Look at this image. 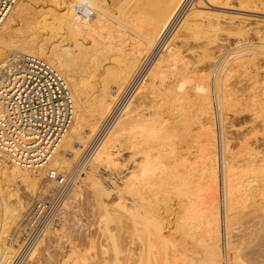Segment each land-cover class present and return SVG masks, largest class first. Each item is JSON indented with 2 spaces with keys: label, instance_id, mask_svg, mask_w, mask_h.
Wrapping results in <instances>:
<instances>
[{
  "label": "bare ground",
  "instance_id": "1",
  "mask_svg": "<svg viewBox=\"0 0 264 264\" xmlns=\"http://www.w3.org/2000/svg\"><path fill=\"white\" fill-rule=\"evenodd\" d=\"M24 1L19 0L16 3L0 28V60L6 56L7 51H11L7 45L16 48L12 49L13 51L23 52L13 53L8 58L24 53L31 57L46 58L60 69H57L59 72L64 73L60 72L66 76L65 79L80 102L72 130L63 136L46 164L32 168L0 155V176L11 181V184L6 185L11 194L10 199L12 196L17 198V201L5 198L9 205L5 206L10 210L9 201L13 200L11 204L14 206L16 202V209L20 207V210H23L18 225L23 223L35 200L43 196L53 199L58 195L65 183L63 181L61 186L62 181L58 176L66 178L67 175L62 169L71 170L72 155L81 154L87 142L96 132L98 134L105 120L113 118V123L109 124L111 126L109 130L106 129V135L97 143L98 146L90 160L87 163L83 161L85 164L80 169L77 182L72 183L73 186H69L70 190H67L58 219L52 224L49 235L35 248L29 261L35 259V262L41 264H58L60 257L58 255L55 258L57 247L55 249L52 243L54 240L55 245L65 246L68 243L70 246L69 249H64L65 258L60 264H65V259L70 255L75 257L74 264H264V86L259 88L250 82L258 89L247 93L250 85L245 86L240 95L238 91V96L235 89L239 84L235 83L238 87L233 84L234 87L230 88V79L236 78L233 75L250 63L257 65L256 60L259 59L253 56L245 57L247 49L239 50L236 54L238 56L233 59L236 62L231 64L222 85L219 82L216 85V107L208 72L212 67L206 66L215 65L214 59L223 53L222 48L226 46L221 47L222 44L216 41L220 45L212 52L206 47L208 44H191L192 39L198 42L197 37L201 38L202 33L212 25L217 26V29H222L224 24L233 28L235 26L234 19L229 22L227 17L225 19V16H222L221 19L225 22L219 21L217 17L220 19V15L215 17L214 13L212 15L207 12L209 5H222L224 8V5L228 7L233 3V7H230L233 10L242 8L246 9V12L260 11L264 10V0H192L188 10H185V15L181 13L183 17H180L181 20L177 24L175 21L178 12L187 0H134L136 6L134 5L126 17L121 16L122 11L118 13L119 11L112 10L106 0H59L60 7L56 16L73 43L70 45L62 44L64 40L54 41L50 51L44 43L40 44L37 35L34 38H29L26 34V37H20L19 30L12 24L17 21L15 17L27 19L25 17L32 16L29 15L32 13L29 7L31 4ZM130 1L133 0H113V4L122 7L125 3L127 6ZM55 4L56 2L53 5ZM227 7L225 9H228ZM81 12H87V19L82 18ZM111 12L114 15L112 22L106 20ZM174 23L176 26L173 28L175 30L171 39L164 38L168 40L166 55L154 62L155 65L139 86L137 78L142 72L144 59L158 51L159 42L165 41L160 40ZM225 29L224 31L227 30ZM245 34L241 36L244 37ZM72 44L75 47H72ZM249 50L247 52H250ZM191 61L192 64L196 61L198 66V62H202L200 70L196 64L191 68ZM195 69H198L200 74ZM110 77L114 79L113 84L109 83ZM86 78L92 79H89L92 85L87 82L88 89L91 88V94L93 93L90 96L85 94ZM248 81L246 80V83ZM136 84L138 87L135 88L133 100L130 103L126 101L129 104L125 107L120 104L124 109L116 108L121 97ZM240 86L243 87L242 84ZM231 89H234V95ZM189 102L195 106L193 110L198 125L188 129L191 145L188 146L187 156L180 161L164 160V155L158 150L160 148H156L157 152L153 148L168 140L170 130L178 131L180 121L186 123L188 118L186 121L171 120V123L167 120L172 110ZM231 107H239V110L244 108L246 111L249 109L254 115L253 120L250 118V125L254 122L249 126L250 129H241L245 133L241 137L243 140L236 139L238 143H234L236 147L240 145L241 149L237 152L233 151V141L230 142L227 130L225 131L227 121L223 124L224 131L222 125L220 126L218 142L215 127L213 128V120L216 117L212 115L217 112L220 119L221 111L226 118V111L230 113ZM241 112L239 116L243 114ZM164 113L168 114V118ZM243 126L241 128L246 127ZM238 127L233 130L238 131ZM125 149L129 151L124 156L122 152ZM221 167L224 191L221 189L219 194L220 187L222 188L219 171ZM206 188H209L210 192H207L214 206L212 209L208 208L209 213L203 209L206 205ZM83 190L87 192L86 195H83ZM81 195L86 198L81 199ZM222 198L224 207L221 205ZM168 200L173 203L175 201L177 208L179 207L175 210L176 213L174 212V219L168 218L170 208H163L162 211L160 207L162 202L167 203ZM220 208L224 211H220ZM6 222L4 221L3 230L0 231V241L6 240L7 237ZM78 231L82 236L79 241L76 240L80 237L78 235V238L74 239V232L78 234ZM74 234L75 242L82 240L83 247L80 248V243L76 245L71 240ZM64 235L69 241L68 238L66 240L62 237ZM96 238H100V241L97 242ZM62 240L65 244L60 242ZM96 242L101 246H98L100 251L97 253ZM5 251L8 252L0 248V253H6ZM42 258L44 262H40ZM70 258L67 261H72ZM31 261L28 264H31Z\"/></svg>",
  "mask_w": 264,
  "mask_h": 264
},
{
  "label": "rangeland",
  "instance_id": "2",
  "mask_svg": "<svg viewBox=\"0 0 264 264\" xmlns=\"http://www.w3.org/2000/svg\"><path fill=\"white\" fill-rule=\"evenodd\" d=\"M50 1V0H49ZM56 2V4L58 3V1L59 0H51L50 2H48L47 0H32L31 2H28V0H25L24 2L25 3H30L31 5L29 6L30 7V12L32 11V13L31 14H29V15H32V16H30V17H25V18H27V19H24V17H21V18H19V16L18 17H15V18H17V19H15V20H17V21H14L12 24L13 25H15V28H17V30H19V34L18 33H16V34H18L20 37H26V35H27V37H29V38H34V37H36V35H37V37H38V40L40 41V44L41 43H44L45 45H46V48H47V50H51L52 48V45H54L55 44V42L54 41H63L64 43H62V44H65V43H67V44H70L71 45V42L73 41L72 39V41L71 40H69L70 39V37H69V34L67 33V31L62 27V25H61V23H60V21H59V19L57 18V16H56V14H58L57 12H58V8L60 7V6H58L59 5V3L57 4V7H56V4L55 5H53L55 2ZM108 1H109V3H108ZM106 0L105 2L107 3V5L109 4V6H110V8L112 9V10H114V11H119L118 13H120L121 11V16L122 17H126L129 13H130V11L133 9V7H135L136 5H135V1L133 0V1H130V3H128L127 2V6L124 4L122 7H123V10H122V7L121 6H116V5H114L113 4V0ZM110 1H112V3L110 2ZM125 1H127V0H125ZM129 1V0H128ZM189 1H191L190 3H189ZM193 1L192 0H187V1H185V3L183 4V7H181V9L179 10V12H178V17L176 18L177 19V21H175V23L177 24L180 20H181V18L185 15V12L188 10V8H189V6L191 5V3H192ZM24 3V4H25ZM52 4V5H50V4ZM122 4H123V1L121 2ZM121 4V5H122ZM233 3H230V6L228 5V7L227 6H225L224 5V8H222L223 6L222 5H218V7H213V6H210L209 4V7H208V9H206V11L207 12H211L210 14H212V13H214V14H212V15H214L215 17H217V16H219L220 15V19H219V17H217V19L220 21V20H222L221 19V17L222 16H225V19H226V17H227V19L229 20V22H230V19H234L235 20V22L236 23H238V24H236L235 23V26L236 27H238V28H235V26H234V28L232 27V26H228V25H226V24H224V26H223V28L221 29V28H219L218 27V29H217V26H215L216 27V29H214L215 27H213L214 25H212L211 27H213V29L211 28V27H208V29L205 31L206 33H207V35H206V33L204 32V33H202V35H201V38H200V36H198L197 38H199V40H198V42L197 41H194V39H192L191 40V44L192 45H195V46H197L199 43L201 44V46L203 45L204 46V44L206 45V44H210V42H211V44L208 46V45H206V47L207 48H209L210 49V51L212 50V52L214 51H216L218 48L216 47V46H218V45H220L219 43H221L222 44V46L221 47H224V46H226V47H224V48H222V52L223 53H221V55H219L218 57L216 56V58L217 59H214V61H215V65H208L207 64V68L209 67V66H211L212 68H210V70L208 69V72H209V75H210V82H211V86H213L212 87V90L213 89H215L216 88V85L218 84V82L222 85V83H223V81H224V79H225V75L227 74V72H228V69L230 68V66H232L235 62H236V60H233V59H235V57H237L238 55H236V54H238L240 51L239 50H246V56L245 57H255V58H257V59H259V60H256L257 61V63L259 64V63H261V64H257V65H255V64H252V63H250V64H248L247 65V67L245 68V69H243V70H240V71H238V72H236L233 76H235L236 78H234V80H233V77L230 79V86H232L233 84H234V86H236V87H238V88H236L235 90H237L236 91V93H237V96H238V93H239V95L242 93V90L245 88V86L247 87V86H251L253 83L255 84V85H258V87L260 88V87H263L264 86V55H262V54H264V10H258V11H251V10H247V12L245 11L246 9H239V10H237V9H231L230 7H233V5H232ZM112 5V6H111ZM118 5H120V4H118ZM135 5V6H134ZM187 5V6H186ZM113 6L115 7V8H113ZM54 7V8H53ZM120 7V8H119ZM125 7H126V9H125ZM225 7H227L228 9H225ZM49 8V9H48ZM218 8V9H217ZM187 9V10H186ZM215 9V10H214ZM183 10H184V12H183ZM186 10V11H185ZM197 10H201V9H197ZM221 10V11H220ZM242 10V11H241ZM36 11V12H35ZM44 11V12H43ZM56 11V12H55ZM223 11V12H222ZM229 11V12H228ZM40 12V13H39ZM35 13V14H34ZM183 14V16H182V14ZM234 13H235V15H234ZM37 14V15H36ZM179 14H180V16H179ZM217 14V15H216ZM34 15V16H33ZM112 17H111V16ZM239 15V16H238ZM110 16V18H108ZM109 16L108 17H106V20H108V21H110V22H112V20H114V18H113V13L111 12V13H109ZM232 16V17H231ZM181 17V18H180ZM234 17V18H233ZM23 18V19H22ZM29 18V19H28ZM178 18H180V19H178ZM214 18V17H213ZM223 18V17H222ZM237 18V19H236ZM21 19V20H20ZM36 20V22H35V20ZM175 19V20H176ZM216 18H214V20H215ZM217 19H216V21H217ZM240 19V21L238 22V20ZM25 20H26V22H25ZM241 20L242 21H244V22H241ZM19 21H21V22H19ZM33 21V22H32ZM223 22H225L224 20H222ZM221 21V22H222ZM227 21V20H226ZM17 22V23H16ZM222 22V23H223ZM241 22V23H240ZM175 23L173 24V25H171L170 27H169V30H167L166 32L167 33H165L164 34V36L162 37V39L160 40V41H162L164 38H166V39H168V40H170L171 39V36L174 34V31L173 30H175V29H173V28H175ZM226 23H228V21L226 22ZM250 23V24H249ZM241 24H244V25H242L241 26ZM238 25H240V26H238ZM251 25V26H250ZM173 26V27H172ZM226 26H228V28L230 29V30H228V28L226 27ZM172 27V28H171ZM232 27V28H231ZM242 27V28H241ZM59 30H58V29ZM61 28H62V30H61ZM224 28H226L225 30L226 31H224ZM172 29V30H171ZM221 31H223V32H221ZM247 31H245V30ZM259 29V30H258ZM43 30V31H42ZM55 30H57V31H55ZM212 30V31H211ZM216 32H215V31ZM218 30V31H217ZM241 30V31H240ZM58 31H60V32H58ZM65 31H66V35H64V33H65ZM220 31V32H219ZM245 31V32H244ZM248 31H250V32H248ZM18 32V31H17ZM25 32V33H24ZM56 32V33H55ZM58 32V33H57ZM209 32V33H208ZM219 32V33H218ZM229 32V33H228ZM244 32V33H243ZM262 32V33H261ZM169 33V34H168ZM216 33V34H215ZM218 33V34H217ZM246 33V34H245ZM23 34V35H22ZM24 34H26L25 36H24ZM57 34V35H56ZM62 36H61V35ZM239 36H238V35ZM242 34H245V36L244 37H242L241 35ZM258 34V35H257ZM260 34V35H259ZM206 35V36H205ZM61 36V37H60ZM203 36V37H202ZM205 36V37H204ZM229 36V37H228ZM56 37V38H55ZM246 37V38H245ZM255 37V38H254ZM47 38V39H46ZM197 38L195 39V40H197ZM166 39H164L165 41H162V42H159V47H158V51H156L155 53H152V54H150L149 56H147L144 60V62H143V67H142V72L139 74V76H138V81H137V84L139 85H141L142 84V82H143V80L145 81V77H147V74L149 73L148 71L153 67V65H155V63H156V61H158V59L159 58H162V56H164V54L166 55V53H167V44H168V40H166ZM201 39V40H200ZM204 39V40H203ZM239 39V40H238ZM245 39H246V41H245ZM48 40V41H47ZM206 40V41H205ZM47 41V42H46ZM70 41V42H69ZM201 41H202V43H201ZM216 41L217 42H219V43H216ZM256 41V42H255ZM50 42V43H49ZM194 42V43H193ZM196 42V43H195ZM243 42V43H242ZM246 42V43H245ZM260 42V43H259ZM51 43H54V44H51ZM73 43V42H72ZM199 44V45H200ZM256 44H258V45H256ZM212 45V46H211ZM263 45V46H262ZM74 46V44H72V47ZM236 46V47H235ZM75 47V46H74ZM160 47H162V49L160 48ZM214 47V48H213ZM215 47H216V50H215ZM219 47V46H218ZM232 47V48H231ZM247 47V48H246ZM250 47V48H249ZM7 48H9V49H11V51L10 52H8L7 51V54H6V56L3 58V59H1L0 60V63L2 62V61H4V60H6L10 55H12L13 53H23L22 51H20V50H17V51H13V50H16V48H11V46L10 45H7ZM245 48V49H244ZM250 50H249V49ZM13 49V50H12ZM71 49V48H70ZM234 50V51H233ZM250 51V52H247V51ZM262 50V51H261ZM237 51V52H236ZM253 51V52H252ZM70 52H72V51H70ZM230 54H229V53ZM263 52V53H262ZM158 53H160L159 55H158ZM250 53V54H249ZM252 53V54H251ZM25 54V53H24ZM258 54V55H257ZM261 54V55H260ZM151 56V57H150ZM258 56V57H257ZM37 57H39V56H37ZM220 57V58H219ZM155 58V59H154ZM263 58V59H262ZM39 59H42V60H45V61H47V62H49L51 65H53L49 60H47L46 58H42V57H39ZM148 59V60H147ZM153 61H152V60ZM230 59V60H229ZM232 59V60H231ZM151 62H150V61ZM155 60V61H154ZM260 60H262V61H260ZM232 61H234V62H232ZM238 61V60H237ZM155 62V63H154ZM194 62V61H193ZM198 62V61H197ZM145 63V64H144ZM147 63V64H146ZM200 63V65H201V63L202 62H198V64ZM220 63V64H219ZM222 63V64H221ZM149 64V65H148ZM196 64V67L198 66L197 65V63H196V61L194 62V64H192V61H191V63L189 64V66L192 68H194L195 66H193V65H195ZM232 64V65H231ZM200 65L197 67L199 70H200ZM222 65V66H221ZM254 65V66H253ZM55 68L57 67L56 65H53ZM202 66V65H201ZM148 69H147V68ZM145 68V69H144ZM207 68H206V70H207ZM250 68H251V70H250ZM56 69H58V70H60L58 67L56 68ZM197 69V70H198ZM219 69V70H218ZM258 69V70H257ZM196 69H195V71H197ZM198 70V74H200V71ZM212 70V71H211ZM255 70V71H254ZM243 71V72H242ZM244 71H248V72H244ZM61 73H63L62 71H60ZM242 73V74H241ZM247 73V74H246ZM257 73V74H256ZM64 74V73H63ZM146 76H145V75ZM251 74V75H250ZM253 74V75H252ZM262 76H261V75ZM143 75V76H142ZM245 75H247L248 76V78H251V79H247L246 78V76H245V78H246V80H249L247 83H246V80H245V78H244V76ZM261 77H260V76ZM110 76V75H109ZM114 76V75H113ZM113 76H111V77H113ZM238 76V77H237ZM258 78H257V77ZM66 77V76H65ZM110 77V81H109V83H111V84H113V81L112 80H114L115 79V77H113V78H111ZM142 77H143V79H142ZM217 77V78H216ZM255 77V78H254ZM140 78L142 79V80H140ZM145 78V79H144ZM224 78V79H223ZM243 78H244V80H243ZM253 78V79H252ZM258 79V81H257V79ZM90 80H92L91 78H89ZM88 78H86V84H85V89L87 90L88 89V87L89 86H87V82H88V85H92V83H91V81L89 80ZM217 79V80H216ZM240 79H241V82H240ZM255 79V80H254ZM216 80V81H215ZM220 80V81H219ZM231 80H233V82L231 81ZM237 80H239V81H237ZM263 80V81H262ZM141 81V82H140ZM255 81H256V83H255ZM89 82H90V84H89ZM115 82V81H114ZM239 82V83H238ZM252 84H251V83ZM259 82V83H258ZM238 85H236V84ZM244 83V84H243ZM136 84V86L129 92L128 91V93L126 92L124 95H123V97H121V101L119 102V104L117 105V107L116 108H119L120 110L121 109H124L123 107H125L126 105H128L132 100H133V97L135 96V94H136V89L135 88H137L138 87V85ZM214 84V85H213ZM243 85V87L242 86H240V85ZM259 84H261V85H259ZM263 84V85H262ZM139 85V86H140ZM255 85H254V87H253V85L250 87H248V90H247V93H253L252 91H254V90H257L258 89V87L256 86L255 87ZM70 86V85H69ZM234 86H232V87H230V88H233ZM71 87V86H70ZM91 87V86H90ZM253 87V88H252ZM242 88V89H241ZM251 90H250V89ZM254 88H256V89H254ZM91 88H89L88 89V91H86L85 90V94L86 95H93V93L91 94V90H90ZM241 91H240V90ZM71 90H72V94H73V98H74V102H75V120H74V123H73V125H72V127L70 128V130L68 131V132H70L71 130H72V128H73V126H74V124H75V121H76V116H77V114H78V111H79V107H78V105H79V99H77V97H76V95H75V93L73 92V89H72V87H71ZM217 90V89H216ZM232 91L231 92H233V94L232 95H234L235 94V91H233L234 89H231ZM239 91V92H238ZM133 92H135V93H133ZM89 93V94H88ZM134 94V95H133ZM128 95V96H127ZM131 95V96H130ZM127 97V98H126ZM132 97V98H131ZM92 98V97H91ZM131 98V99H130ZM125 99V100H124ZM130 100V101H129ZM129 102L128 104H127V102ZM120 104L123 106V107H121L120 106ZM125 104V105H124ZM234 107H237L236 105H233ZM194 105L193 104H191L190 102L189 103H184L183 105H181V106H179L177 109H175L174 111L172 110L171 112H170V114H169V116H168V114L166 113V115H165V113H164V116H166V118H168L169 120H167V122L168 123H171L172 121L171 120H173V122H177V121H180L181 119H185V121H186V119L188 118V120L186 121V123H183L182 121H180L179 122V126H178V131H175V130H170V136H169V138H168V140L164 143V144H161V145H155L154 146V150H156L155 152H157L158 150L159 151H161L162 152V154L164 155L163 156V158H164V160H169V161H171V160H173V159H177L178 161H180V160H182V158H184V156H187V152L189 151V149H188V146H190L191 145V140H190V137H189V135H190V133L188 132V129L189 128H193V127H197V125H198V123H197V119H196V114L194 113ZM234 107H231L232 109H235L236 111L238 110V112L240 111H242L243 112V114H242V112H241V116H239V114H240V112L238 113V112H236L235 110L234 111H232V109H230L231 111H230V113L232 114V116H231V114L230 113H228L227 111H226V118H225V116H223L224 114H223V112H221L220 111V119H219V117H218V115L217 114H215V115H212V116H215L216 117V119L214 118V120H213V128H214V131H216L217 132V134H216V132H215V136H216V139H217V142H218V139H219V135H220V126L222 127V131H224V129H223V124H224V122L225 121H227L226 122V124L225 125H227L226 126V128H225V131L227 130V137L229 138V140H230V142L231 141H233V142H231V144H232V146H233V151H235V152H237V151H239V149H241V148H239L240 147V142H239V147H236L235 146V144H236V142L238 143V141L241 139V137H243V134H245V133H243L242 131L243 130H241V129H244V131H246L247 129H250V127L253 125V123L250 125V122H252L251 121V119L253 120V118L252 117H254V115H253V112L252 111H250L249 109H247V111H246V109H240L239 110V107H238V109H236V108H234ZM77 108H78V110H77ZM183 108H184V110H183ZM187 108V109H186ZM186 109V110H185ZM178 110V111H177ZM183 110V111H182ZM244 110V111H243ZM181 111V112H180ZM189 111V112H188ZM229 111V110H228ZM246 111V112H245ZM250 111V112H249ZM236 113V116H234L235 115V113ZM178 113V114H177ZM184 113V114H183ZM237 113H238V115H237ZM177 114V115H176ZM181 114V115H180ZM186 114H188V115H186ZM246 114V115H245ZM251 115V116H250ZM168 116V117H167ZM171 116V117H170ZM249 116V117H248ZM227 117H230V118H232V119H229V118H227ZM233 117H234V119L235 120H233ZM240 117V118H239ZM111 118V117H110ZM179 118V119H178ZM237 118V119H236ZM251 118V119H250ZM224 119H226V120H224ZM112 120V121H111ZM230 122H229V121ZM221 121V122H220ZM236 121V122H235ZM248 121V122H247ZM111 122V123H110ZM234 124H233V123ZM239 122V123H238ZM245 122H246V124H245ZM104 123H105V125H104ZM102 125L103 126H101L100 128L101 129H99V131H98V134H97V132H96V134H94L95 136H93L92 137V139H90L88 142H87V144H86V147L84 148V150L81 152V154H78V155H72V159L73 160H71V165H70V169L71 170H69V168L66 170V169H62L67 175H66V177H68V180L70 181V184H69V186H70V188L73 186V184L74 183H76L77 182V179H78V174H79V172H80V169H82V166H84V164L85 163H87L88 162V160H90V158L92 157V155H93V153L95 152V150H96V147L98 146V144L97 143H99V140L100 139H102L105 135H106V132L109 130V128H110V126L111 125H109V124H112L113 123V118H111V119H107V120H105V122H104ZM108 123V124H107ZM182 124V125H181ZM216 124V125H215ZM229 124V125H228ZM233 124V125H232ZM237 124V125H236ZM215 125V126H214ZM243 127H245V128H241L242 126ZM248 125V126H247ZM109 126V127H108ZM193 126V127H192ZM217 126V127H216ZM230 126V127H229ZM237 126H239L238 127V129L240 130V132H239V130L237 131V130H233V129H237ZM250 126V127H249ZM103 127H105V128H103ZM228 127V128H227ZM233 127V128H232ZM236 127V128H235ZM248 127V128H247ZM104 129V131L102 132L101 130H103ZM106 129H108V130H106ZM171 129V128H170ZM246 129V130H245ZM234 131V132H233ZM237 131V132H236ZM229 132V133H228ZM242 132V136L241 135H239L240 133ZM100 133V134H99ZM104 133V134H103ZM247 133V132H246ZM174 134V135H173ZM219 134V135H218ZM236 134V135H235ZM103 135V136H102ZM235 136V137H234ZM99 137V138H98ZM240 137V138H239ZM189 138V139H188ZM231 138V139H230ZM97 139V140H96ZM238 141H237V140ZM241 140H243V139H241ZM235 141V142H234ZM176 142V143H175ZM178 142V143H177ZM235 143V144H234ZM179 144V145H178ZM90 145H91V147H90ZM161 146H163V147H161ZM180 146V147H179ZM186 146V147H185ZM156 148H160V149H156ZM178 148V149H177ZM183 150H182V149ZM238 150H237V149ZM82 149V148H81ZM88 151H87V150ZM236 149V150H235ZM87 152H86V151ZM168 150V151H167ZM125 151H126V149H125ZM125 151H123L122 153H124V156H125V154H127V152L129 151V150H127L126 151V153H125ZM164 151V152H163ZM184 151V153H182ZM86 152V153H85ZM224 153V152H223ZM87 154V155H86ZM186 154V155H185ZM91 155V156H90ZM172 155V156H171ZM76 156V157H75ZM78 156V157H77ZM86 157L87 158H89V159H86ZM76 158V159H75ZM1 159V158H0ZM83 162V164H81L80 162ZM75 162V163H74ZM75 164V165H74ZM73 166H74V168H73ZM67 171V172H66ZM220 180H221V184H222V188L220 187V191H219V194H221V189H222V191H224V189H223V167H221L220 168ZM76 172V173H75ZM69 173V174H68ZM73 173V174H72ZM71 177V178H70ZM8 180V179H7ZM6 179H4L2 176H0V223H1V225H0V228H1V232H2V230H3V227H2V225L4 224V221L6 222L7 221V219H8V221L6 222V228H5V231H7V232H5V233H7L6 234V240H2V241H0V245H1V249H3V250H11L10 248V246H9V244L7 243V241H9V239H10V235H11V233H12V231L15 229V226H18V221H19V217L21 218V216H22V213H23V210H22V208H21V210H20V207L18 208V209H16L18 206L16 205V202H14V206L12 205L13 204V200H12V202H10L11 201V199H15L16 201H17V198L15 197L14 198V196H12V198L10 199V197H11V194H10V192L8 191V188H7V184H11L10 182L11 181H7ZM10 180V179H9ZM249 180H251V179H249ZM73 181V182H72ZM2 183V184H1ZM62 183L63 182H61L60 184H61V186H62ZM73 183V184H72ZM78 184H80V183H78ZM70 188H69V190H70ZM207 189V188H206ZM68 190V191H69ZM210 190H211V188H210ZM67 191V192H68ZM207 191H209V188L205 191V195H204V199L206 200V202H205V207L203 208L204 209V211L207 213H209V211H207V210H209V209H212L214 206H213V204L211 203V202H213V200L211 199V197L209 196V194H208V192ZM66 192V193H67ZM210 192V191H209ZM83 195H86V193L87 192H85L84 190H83ZM85 193V194H84ZM208 194V195H207ZM83 195H81V199H83V198H86V196L85 197H83ZM223 195V194H222ZM207 196H209V197H207ZM83 197V198H82ZM206 197V198H205ZM5 198L7 199V198H9V203H10V210H9V207H6L5 205L7 204V206H9L8 205V203H7V201L5 200ZM164 198H165V196H164ZM208 198V199H207ZM209 198L212 200H209ZM123 199V198H122ZM166 199V198H165ZM3 200H4V203H3ZM208 201V202H207ZM209 201H210V203H209ZM3 203V204H2ZM12 203V204H11ZM171 203H173V201H167V203L165 202V203H161L162 205L160 206L161 208H162V211L164 210V209H168V208H170L169 209V213H167V215H168V218H173V216H174V214L176 213V211H177V209L179 208H177V206H176V202L174 201V203L173 204H171ZM209 203V204H208ZM171 204V205H170ZM208 204V205H207ZM11 205H12V207H11ZM169 207H168V206ZM221 205H222V207H224V199L222 198V201H221ZM16 206V207H15ZM164 206V207H163ZM176 206V207H175ZM166 207V208H165ZM210 207V208H209ZM212 207V208H211ZM8 208V209H7ZM164 208V209H163ZM172 208H173V210H172ZM206 208V209H205ZM209 208V209H208ZM6 209V210H5ZM9 210V211H8ZM16 210H18V211H16ZM176 210V211H175ZM7 211V212H6ZM15 211V212H14ZM203 211V212H204ZM220 211H224V209H222V208H220ZM6 212V213H5ZM9 212V213H8ZM20 212V213H19ZM175 212V213H174ZM204 212V213H205ZM15 215H14V214ZM6 214H7V216H6ZM10 214V215H9ZM14 216H13V215ZM11 215H12V219H11ZM10 216V217H9ZM80 217L82 218V219H84L83 218V216L82 215H80ZM85 217V216H84ZM16 218V219H15ZM174 219V218H173ZM8 223H9V225H8ZM173 223V222H172ZM248 225H250V224H248ZM11 228V229H7V228ZM10 232V233H9ZM9 233V234H8ZM75 234H76V237H75V234L73 235V236H71L72 238H71V240L73 241V242H75V240L74 239H76V238H78V236H80L79 234H81L79 231H78V234L76 233V232H74ZM49 235V234H48ZM47 235V236H48ZM78 235V236H77ZM65 237H66V235H64ZM64 236H62L64 239H66L67 240V238L68 237H64ZM61 237V238H62ZM75 237V238H74ZM82 236H80L78 239H76L77 241H79L80 239H82L81 238ZM8 238V239H7ZM74 238V239H73ZM63 239V240H64ZM100 239V238H99ZM99 239H97L96 238V240H97V242L98 241H100ZM63 240L62 241H60L62 244L65 242V243H67L65 240H64V242H63ZM53 242V244H54V246H55V249H56V247H57V250H55V252L57 253H55L54 252V254L55 255H57V256H55V258L56 257H58V255H59V257L60 258H58L59 259V262H62L64 259L63 258H65L64 257V253H65V250H67V249H69L70 248V246H68L69 244L67 243L65 246L64 245H58V244H56L55 245V242H54V240H52ZM68 241H69V238H68ZM75 242V244L77 245V243L78 242ZM3 242V244H1ZM81 242H83L82 240H81ZM81 242H79L80 244H81V246H80V244H79V247L81 248V247H83V243H81ZM96 242V244H97V246H96V249H95V253H97V252H99L100 251V249H99V247L101 248V246H100V244L98 245V243ZM5 243V244H4ZM64 243V244H65ZM100 243V242H99ZM99 246V247H98ZM4 247V248H3ZM62 249H61V248ZM58 249L61 251H58ZM65 249V250H64ZM99 250V251H98ZM6 252V251H5ZM61 254H60V253ZM63 254V255H62ZM71 257V255L68 257V259H65V261H64V263L65 264H72L74 261L73 260H75V257H74V255H72V257ZM69 258L70 259H72V261L70 260V261H67V260H69ZM63 259V260H62ZM34 261H31L32 263L31 264H33V262H35V259H33ZM30 261H29V263H30ZM43 261V258H42V260L40 261V262H42ZM67 261V262H66ZM44 262V261H43ZM58 262V264H60ZM41 264V263H39V262H35V264ZM28 264V263H27ZM74 264V263H73Z\"/></svg>",
  "mask_w": 264,
  "mask_h": 264
},
{
  "label": "built area",
  "instance_id": "3",
  "mask_svg": "<svg viewBox=\"0 0 264 264\" xmlns=\"http://www.w3.org/2000/svg\"><path fill=\"white\" fill-rule=\"evenodd\" d=\"M18 1L0 0V28ZM86 13L81 12L82 18L87 19ZM213 96L217 107L215 89ZM74 120L72 90L53 65L24 54L0 63V155L32 168L41 167ZM58 178L65 181L63 189L53 199L43 196L34 201L23 223L11 233V250L0 253V264H27L47 237L63 208L70 183L68 177Z\"/></svg>",
  "mask_w": 264,
  "mask_h": 264
}]
</instances>
